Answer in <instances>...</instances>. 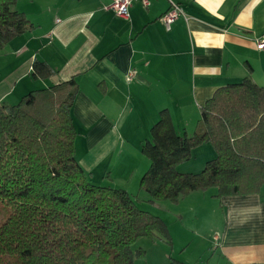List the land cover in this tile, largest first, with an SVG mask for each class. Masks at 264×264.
Here are the masks:
<instances>
[{"label":"crops","instance_id":"0c3cea01","mask_svg":"<svg viewBox=\"0 0 264 264\" xmlns=\"http://www.w3.org/2000/svg\"><path fill=\"white\" fill-rule=\"evenodd\" d=\"M112 2L20 0L15 9L35 29L0 51V102L16 104L76 77L77 160L92 183L115 187L139 184L147 171L141 146L162 110L179 135L191 137L218 89L249 75L264 87V49L257 45L264 38V0H150L148 8L135 3L128 19L106 10ZM172 3L183 15L168 29L162 18ZM37 59L56 74L35 78ZM195 152L203 168L216 158L207 144ZM188 166L180 172L195 173ZM216 194L196 191L176 205L183 238L178 264H264V187L222 201ZM202 223L212 233L206 246L199 240ZM187 254L194 255L191 262Z\"/></svg>","mask_w":264,"mask_h":264},{"label":"trees","instance_id":"16d2710c","mask_svg":"<svg viewBox=\"0 0 264 264\" xmlns=\"http://www.w3.org/2000/svg\"><path fill=\"white\" fill-rule=\"evenodd\" d=\"M19 1L0 0V51L35 29L15 9ZM55 74L35 60V78ZM79 92L73 77L31 91L15 105L0 102V264H134L145 258L132 249L141 239L160 237L172 245L164 220L140 210L126 190L92 183L80 165L72 116ZM150 132L141 146L150 168L140 188L152 203L178 205L210 189L222 201L264 187V87L251 75L217 90L193 136L176 132L168 110ZM206 144L216 158L199 173L180 172Z\"/></svg>","mask_w":264,"mask_h":264},{"label":"rangeland","instance_id":"374dc122","mask_svg":"<svg viewBox=\"0 0 264 264\" xmlns=\"http://www.w3.org/2000/svg\"><path fill=\"white\" fill-rule=\"evenodd\" d=\"M9 104L14 105L15 103H9ZM207 145H208V147H211L210 144H207ZM195 151H197V149ZM195 153L196 154L193 155L192 159L187 163L181 164L178 167V170L182 167L185 168L186 165L187 166L189 165L188 167H190V170H192L190 172H195L194 174H196L197 172H201L203 167H200L199 165L202 161H200V157H199V155H197L198 152H195ZM207 160H209V159H207ZM148 163L150 164V162H148ZM149 168H150V165L147 168V171L149 170ZM141 179H140L139 184L138 183L137 184H134V183L126 184L127 186L114 185L115 187H113V188L122 189V190H126L125 188H129L130 190H132L133 193H131L130 190L129 191L126 190V191L131 193V195L133 196V198L136 202V205L138 206V208L140 210L149 212L155 216L160 217L162 220H164V222L167 224L169 231H170V235L172 238V245H169L166 240L161 239L160 237L153 239V240L148 239V238H143L138 243H136L132 249H133L134 253H137V251H144L145 252V258H135L134 264H178V261H179L178 256H180L179 252L181 250L180 244H182L183 238L181 237V234L179 235V233H178V229H179V226L181 224L178 221H176L175 216L177 215L176 211H178L181 208H178L179 206H176L175 204H173L169 201H157V202L152 203L150 201L151 199H150L149 195L144 190H141V188H140ZM106 186H109V185H106ZM210 190H211V192H214L217 189H210ZM200 192H202V191H200ZM180 214H181V211H180ZM206 226H207L206 224L202 223L201 228H200V232H201L202 236L200 237L199 240L203 246L208 245L211 238H212L211 237L212 233H210L209 228ZM173 236H174L175 241H176V248L175 249H173ZM194 238H196L194 235H192V237H190V236L187 237V239H190V240L194 239ZM158 242L163 243L164 248H161L162 246H159L161 244H159ZM167 246L169 247L168 250H167V248H165ZM172 252H173V254H172ZM185 258L187 260H189V262H191L192 258H194V255L193 254H187L185 256Z\"/></svg>","mask_w":264,"mask_h":264},{"label":"built area","instance_id":"2783aa9c","mask_svg":"<svg viewBox=\"0 0 264 264\" xmlns=\"http://www.w3.org/2000/svg\"><path fill=\"white\" fill-rule=\"evenodd\" d=\"M135 3H141L144 7L148 8L151 4L150 0H113V2L106 7V10L114 12L122 18L128 19L130 17V9ZM183 15L182 8L172 3L169 11L163 16L162 21L168 29L174 22ZM258 48L264 49V38L258 41Z\"/></svg>","mask_w":264,"mask_h":264}]
</instances>
